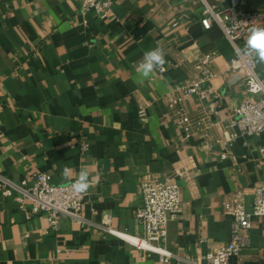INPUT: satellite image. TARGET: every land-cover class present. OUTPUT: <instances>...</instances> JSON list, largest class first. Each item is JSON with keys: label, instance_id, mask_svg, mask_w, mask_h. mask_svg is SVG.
<instances>
[{"label": "crops", "instance_id": "obj_1", "mask_svg": "<svg viewBox=\"0 0 264 264\" xmlns=\"http://www.w3.org/2000/svg\"><path fill=\"white\" fill-rule=\"evenodd\" d=\"M205 4L222 9L229 0H114L105 19L82 16L76 0H0V177L18 182L43 172L65 184L67 165L72 179L86 168L93 181L85 221L61 216L56 228L45 214L27 217L0 186V264H192L228 242L222 204L242 190L251 211L253 187L264 182V132L226 144V120L247 92L228 81L231 43L216 23H200ZM246 4L264 14V0ZM157 47L166 69L143 78L136 67ZM205 53H213L217 97H183L187 112L203 120L187 135L169 114L168 94L197 77ZM256 71L264 80V66L256 63ZM208 117L213 124L203 131ZM145 177L180 187L182 211L169 220L163 244L173 254L167 263L102 226L109 217L119 233L143 236L135 210ZM262 221L252 217L249 244L229 264H264Z\"/></svg>", "mask_w": 264, "mask_h": 264}, {"label": "built area", "instance_id": "obj_2", "mask_svg": "<svg viewBox=\"0 0 264 264\" xmlns=\"http://www.w3.org/2000/svg\"><path fill=\"white\" fill-rule=\"evenodd\" d=\"M76 1L82 16L93 11L103 19L109 15L114 3V0ZM5 6L9 8L8 3H5ZM213 22L220 27L235 51V55L228 60V81L231 84L243 83L247 92V97L233 108L226 120L225 126L232 128L226 142L228 144L240 134L254 135L264 132V80L257 74L254 58L245 54L249 30L253 27H264V14L247 8L246 0H229L228 6L222 9L205 4L200 23L204 29H209ZM212 57L213 53L202 54L195 63L197 77L186 83L175 84L168 94L169 114L187 135L192 133L193 128L199 127L203 120L192 117L183 107L182 99L194 95L199 100H205L209 95L215 94L213 86L209 83L214 76L209 68ZM165 69L164 65L158 72L163 73ZM215 96L217 97V94ZM216 102H209L211 112L215 110ZM138 113L141 117L145 116V107L140 106ZM209 118L204 123L203 131L213 124ZM206 135L208 134L205 133ZM221 156L224 158L226 155L223 153ZM0 186L5 196L13 197L17 201L27 217L45 214L51 228H56L61 216L79 222L85 221L82 209L89 196V190L84 194H77L70 187V181L54 184L47 173L34 172L18 182L0 177ZM140 188L142 205L135 210V216L143 228V236L119 233L109 226V217H106L102 226L109 233L158 254L159 259L167 263L173 254L167 251L163 244L167 239L169 220L177 217L182 211L180 187L168 179L145 177ZM222 210L231 218L228 242L209 250L203 256V261H190L192 264H229L232 257L248 246L249 237L244 232L251 227L252 217H261L264 226V182L253 187L251 211L245 208L242 190H236L232 197L225 200Z\"/></svg>", "mask_w": 264, "mask_h": 264}, {"label": "clouds", "instance_id": "obj_3", "mask_svg": "<svg viewBox=\"0 0 264 264\" xmlns=\"http://www.w3.org/2000/svg\"><path fill=\"white\" fill-rule=\"evenodd\" d=\"M246 56L253 57L255 62L264 66V27H253L249 30V36L245 47ZM166 60L163 50L159 47L148 50L144 53L142 61L136 67V72L143 78H148L154 71L161 70ZM65 181H70V187L77 194L86 193L93 186L86 168H81L75 180H72V169L65 165L62 171ZM95 183L99 177L94 178Z\"/></svg>", "mask_w": 264, "mask_h": 264}]
</instances>
